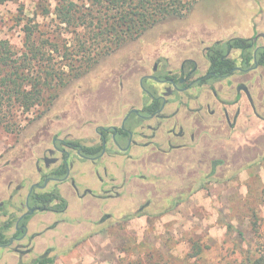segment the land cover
<instances>
[{"label": "rangeland", "instance_id": "374dc122", "mask_svg": "<svg viewBox=\"0 0 264 264\" xmlns=\"http://www.w3.org/2000/svg\"><path fill=\"white\" fill-rule=\"evenodd\" d=\"M74 1L84 12L91 7L88 0ZM193 1L185 18L166 19L73 79L48 111L35 109L23 117L19 133L0 129V203L22 184L25 191L9 208L21 213L29 185L41 180L38 160L54 139L94 144L100 140L98 127L119 126L129 110L141 108L147 99L140 80L153 74L155 63L162 67L168 57L176 73L191 54L203 73L205 48L264 28V0ZM56 6V0L0 5V38L21 55L23 29L31 23L39 26L37 39L65 42L71 30L54 18ZM255 72L261 80L259 95L241 78L249 73L234 76L235 83L249 84L255 108L246 102L237 126H232L237 108L228 105V122L210 117L196 110L193 91L183 96L188 107L181 109V124L193 139L172 146L159 133L151 137L149 128L138 129L148 136L138 134L129 155H106L96 163L77 158L74 165L70 160L72 184L60 188L68 210L26 218L30 236L0 247V264H19L15 248L24 252L25 263L52 249L55 264H193L194 242L202 247L199 262L229 264L241 259L249 244L252 249L264 246V68ZM228 79L218 81L220 91ZM224 98L231 103L234 92ZM147 124L156 127L158 122ZM135 213L140 215L125 218Z\"/></svg>", "mask_w": 264, "mask_h": 264}, {"label": "trees", "instance_id": "16d2710c", "mask_svg": "<svg viewBox=\"0 0 264 264\" xmlns=\"http://www.w3.org/2000/svg\"><path fill=\"white\" fill-rule=\"evenodd\" d=\"M13 0H0V5ZM90 6L86 12L74 0H56L57 6L52 14L58 23L71 30L70 39L65 42L52 41L39 37V26L27 23L25 33V50L19 55L6 39L0 38V129L7 133H19L22 129V118L39 109L41 114L49 110L57 97L58 91L67 86L73 79L88 73L102 58L110 55L124 45L136 41L147 30L168 18H185L193 9V0H88ZM233 51L240 52V64L232 58ZM256 64L264 67V47L258 45L253 38L232 37L226 41H218L205 48V56L209 62V76L199 83L221 80L231 76L237 66L247 71ZM60 58V62L57 61ZM196 66L195 61L187 60L185 69ZM158 101L149 106L154 112ZM78 144V143H74ZM101 146L83 147L85 156H94L101 151ZM66 173L60 167L53 173L63 177ZM31 204L41 210L64 213L68 209V201L55 188L49 192H34ZM140 215H128L127 219ZM12 222H4L0 226V245L9 243L6 232ZM232 227L229 225L228 230ZM20 235V233H17ZM52 249L36 257L29 263L19 264H55ZM191 259L193 264L199 262L202 247L194 242ZM229 264H264V246L256 249L248 245L241 259Z\"/></svg>", "mask_w": 264, "mask_h": 264}, {"label": "flooded vegetation", "instance_id": "af4514ba", "mask_svg": "<svg viewBox=\"0 0 264 264\" xmlns=\"http://www.w3.org/2000/svg\"><path fill=\"white\" fill-rule=\"evenodd\" d=\"M260 36L261 35L254 36V40L257 41V43ZM258 45L264 47L259 43ZM234 52L235 51L232 52L231 56L232 58L236 59L239 65L240 52L237 51L239 52L238 56L234 54ZM254 55H256V52L254 53ZM204 57L207 62V70L203 73L198 66L197 60L192 57L191 54H188V56L181 62L176 73L171 68H169L171 62H169L168 57L163 60L164 64L162 67L159 66V63H155V65L152 67L153 74L144 75L140 80L142 92L145 94L147 99L145 104L141 108H132L131 110H129L119 126L109 125L107 127H98L96 129L100 139L98 142L87 145L82 144L79 141H68L58 138L54 139L52 148L47 152V154L43 155L42 159L38 160L39 163H43L42 167L38 166V172L40 173L41 180L38 182H33L29 185L25 198L23 199L21 206L19 207L21 213L17 215L16 213H13V211L10 212L9 208L11 207L12 201L15 199V197L21 198V193L25 191V186L22 184H18L13 189V191H11L7 201L0 203V214L3 217V219L0 221V226L4 222H12V227L6 232V236L10 241L6 245H0V247L7 248L11 246L13 242L22 241L30 236L29 225L25 222L26 218H28L29 216L33 217V215L37 213H48V215L49 213H51V211L41 210L40 207L31 204V195L34 192H49L54 190L55 188L60 191V188H63L64 184H72L73 177L71 175L70 160L74 165L77 158L89 160L93 163H96L106 155H129L132 152L134 145L136 144L135 137L138 134L144 137L148 136L147 134L142 133V131L140 132L138 129L149 128L150 130H152V134L149 136L156 137V135L159 133L160 136L166 137L167 142L172 146L176 144L177 146H180L181 144L187 142L188 139H193V137L191 138L192 134L184 130V121L183 124H181L182 118L184 119V117L181 115V109L182 107H188L187 102H184L183 100V96L189 98L193 94L192 92L196 91V93L194 94V100L197 102L198 106L196 110L198 112L205 111L209 114L210 117L215 116L219 118L221 116V118L223 117L226 122L230 121V110L228 106V108H226V105L232 107L233 110V108H235L236 106L234 101L240 99L239 95H243L246 98L247 104H249L254 110L255 108L252 102V95L250 89L247 86V82L242 84L237 82L235 91L228 90L224 92L218 89V81L221 80H212L199 83V81L204 77L210 75L208 71L209 62L205 56V50ZM187 60L195 61L196 66L193 69L186 70L185 63ZM253 63V67L247 71H242L240 66H237L233 74L227 78H230L239 73H249L261 67L255 64V62ZM255 65H257L256 68ZM145 80L146 82L152 81L153 84H151L150 87L148 85L146 86ZM222 84L221 88L223 87ZM157 85L164 87L159 90L155 87ZM233 92L235 99L231 103H229L230 100L225 99L224 97L225 95L231 94ZM153 101H158L160 103L158 108L154 112L150 111L149 109V106L153 103ZM171 109H173V111L169 112V110ZM132 110H137L138 112L131 113L128 116V114ZM239 113L240 109H235L234 121L232 122L233 127L238 125ZM150 121H157L158 125L156 127L148 124L145 125V123ZM171 125L172 127L170 128ZM176 125H178V127ZM147 145L148 143H145L144 147H146ZM95 146L102 147L101 151L97 155L85 156L82 153L83 147ZM60 167H64L66 169L65 175L63 177L54 176L53 173ZM36 184L38 185V187H35L30 194L31 187ZM27 203L30 208L35 209L34 213H29ZM12 229L14 230V233L13 235L9 236V233ZM17 233H20V235H17ZM15 251H17L19 253V257H21L20 262H23L22 258L24 252L20 251L19 248H15ZM35 258L36 257H34L33 259Z\"/></svg>", "mask_w": 264, "mask_h": 264}, {"label": "crops", "instance_id": "0c3cea01", "mask_svg": "<svg viewBox=\"0 0 264 264\" xmlns=\"http://www.w3.org/2000/svg\"><path fill=\"white\" fill-rule=\"evenodd\" d=\"M247 35H248L247 38H252L255 35H261L260 38L258 39V43L260 45L264 46V28L254 27L251 31L248 32ZM234 54H236L238 56L239 52L235 51ZM261 68L262 67H259V68L255 69L254 71L258 72ZM254 71L249 72V74H246V76L245 75H241V78H247V80H249V82H250L249 84L250 85L252 84V86L257 88L256 89L257 91H256L255 95H257V94L259 95V93L261 91V88L259 87V85H261V80H260L259 77H257L256 72L252 73ZM234 76H236V75H234ZM234 76H232V78H229L228 80L225 81V85L222 87L225 91H228V90H234L235 91V86H236L237 82L236 83L234 82V80L236 79V77H234ZM249 84L247 85L248 88H250ZM262 90H264V88ZM255 95H254V100H255ZM239 96H240V99L236 100L234 102H235V105H236L235 108H239L240 109V113H239V116H238V121H241L242 117H243L242 111L245 110L244 107L246 106V102L247 101H246V98L243 95H239ZM227 106L228 105H226V108H228Z\"/></svg>", "mask_w": 264, "mask_h": 264}, {"label": "water", "instance_id": "95a60500", "mask_svg": "<svg viewBox=\"0 0 264 264\" xmlns=\"http://www.w3.org/2000/svg\"><path fill=\"white\" fill-rule=\"evenodd\" d=\"M256 39H257V38H256ZM254 62H255V64H256V55H254ZM256 67H257V65H255V68H256ZM137 112H138L137 110H132V111L128 114V116H129L131 113H137ZM127 118H128V117H127ZM35 187H38V185L36 184V185H33V186L31 187L30 194H31L32 190H33ZM30 194H29V196H30ZM27 206H28V209H29V213H30V214L34 213L35 209H34V208H30L29 205H28V203H27Z\"/></svg>", "mask_w": 264, "mask_h": 264}]
</instances>
